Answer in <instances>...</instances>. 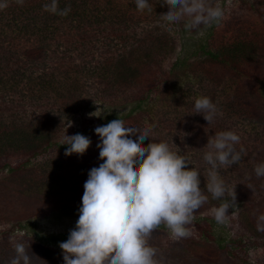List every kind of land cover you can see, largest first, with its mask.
<instances>
[{
  "label": "rangeland",
  "instance_id": "rangeland-1",
  "mask_svg": "<svg viewBox=\"0 0 264 264\" xmlns=\"http://www.w3.org/2000/svg\"><path fill=\"white\" fill-rule=\"evenodd\" d=\"M155 3L157 0H154V7L158 12L153 18H142V13L136 11L135 15L133 12L131 15L126 13L129 17L126 16L127 21L122 23L114 20L112 15L118 14L114 9L103 12L104 5L102 8L94 9L87 13L88 17L84 23L91 28L97 27L99 23L101 27L94 36L92 34L95 30L89 32L88 37L77 38L70 46L65 42L59 43L58 38L53 36L55 31L46 32L47 34L43 35L45 38L43 43H49L50 47L46 46L49 49L45 51V56L36 57L42 61H36L34 64L36 69L30 77L28 75L26 83L21 84L24 91L14 97V101L8 99L0 103L6 108H12L13 105L18 107L19 112L25 116L19 117L14 109L17 112L15 115L19 117L15 120L19 123V120L25 117L22 126L26 127V123L32 124L36 121L41 129H47L51 125L50 120L42 115L36 117L35 114L45 103L52 101V98L43 99L44 94L38 92L37 88L48 86L50 83L57 88L62 84H70L75 77L81 79L77 74L79 69L76 64L65 65L62 59L67 62L71 58L76 59L80 51L91 52L88 57L96 56L104 49L109 55L119 53L122 57L125 55L126 58L132 59L130 63L135 75L126 68L117 74L114 82L106 74L113 71L107 65L108 62L98 60L99 67H94L96 71L86 76L85 83L80 82L82 85L76 91L78 95L75 93L72 108L63 114L62 104L57 110L62 117L51 137L48 135V138H51L49 141L54 142L52 145L43 143L35 147L29 145L25 147L23 144L21 146L24 149L20 147L10 150L4 147L0 150V262H3L4 258H11L8 253H11V249L17 243L27 246L40 241L50 249L48 258H39L34 250L28 248L29 254L32 255L31 264H62L59 242L47 239L51 236L66 239L68 230L74 226L78 218L77 209L87 170L97 163L99 138L93 129L107 122V120L103 122L106 117L125 114L132 106L131 101L138 97L146 98V109L125 116V120L138 124H152L150 136L166 140L174 150L188 157L193 166L199 167L202 189L207 183L209 167L203 160V152L206 150L203 145L208 136L223 130L221 128L225 123L236 114L235 110L222 107L224 98L220 84L238 79L232 81V85L227 88L232 93L229 102H241L244 106L247 101L254 110L253 122H232L233 127L230 130L235 131L240 137L236 148L240 147L242 139L251 138L249 131L261 139L264 138V48L250 49L246 62L243 59L241 64L232 63L236 67H244V70L238 69L239 71L229 70L233 65L231 67L223 62L210 60L206 63L204 62L206 57L197 53L198 44L209 38L208 34H211L210 39L218 46L219 43L224 45L222 42L230 35L246 36L244 33L246 25L262 29L264 18L252 8L253 5L254 7L257 5L256 0H214L213 4L219 3L224 9L223 17L218 23L192 30L182 27L183 20L181 23L173 22L162 15V10L168 4L166 0L161 9ZM116 9L125 10L127 7ZM32 12H28V15ZM72 12L75 13L74 18L77 21L81 13L75 10ZM12 18L14 19V15L7 14L4 17L0 15L2 20L0 25L3 26L4 21ZM68 22V25L66 22L63 24L67 29L75 24L74 21ZM106 22H110L114 30L109 31ZM1 26L0 33L3 31L5 33L0 35V48H10L9 43L18 47L14 44L13 38L15 41L30 38L26 44H32L34 48L41 43L40 32L34 39L31 38L33 25L29 24L27 32L24 33L16 31L9 33ZM236 31L239 32L238 35ZM93 38L97 39L93 41ZM93 44L96 47H93ZM131 47L136 50L130 51ZM179 57H184L186 61L181 66L173 68L172 74L169 73L168 67H171ZM248 67L253 68L252 72L257 69L255 71L258 74L257 79H253ZM141 71L145 78L140 82L136 79L142 74ZM232 74L236 76L230 77ZM123 81L130 85L122 87ZM101 86L107 88L105 96L110 99L100 97ZM217 89L219 92L214 96ZM177 90L181 92L180 95L176 94ZM200 95H207L218 109V114L210 123H207L201 114L187 113L193 111L194 99ZM35 104L39 107L30 110L29 108ZM109 109L111 110L108 111ZM30 111H34L35 117ZM100 113L102 116L95 115ZM68 120H71L72 124L65 129L64 123ZM131 131L134 134V130ZM64 132L84 134L90 137L91 143L82 154L65 155L66 145L60 144L64 139ZM149 139L143 137L141 142L147 144ZM22 149L30 152H23ZM32 149L37 151L31 152ZM242 158L231 167L220 169L227 187L231 189L235 185L236 204L228 210L227 220L222 224L215 221L211 209L218 206L221 200L212 199L211 194L205 189L209 199L193 213L191 223L186 225L190 235L174 240L170 230L162 223L148 237V243L157 250L155 256L157 264H194L200 260L202 264H264V231H258L256 227L257 215L264 213V177H257L253 171L252 161L245 166ZM247 185H251V189ZM172 245L175 247L174 252L169 249ZM7 261L3 264H7Z\"/></svg>",
  "mask_w": 264,
  "mask_h": 264
},
{
  "label": "clouds",
  "instance_id": "clouds-1",
  "mask_svg": "<svg viewBox=\"0 0 264 264\" xmlns=\"http://www.w3.org/2000/svg\"><path fill=\"white\" fill-rule=\"evenodd\" d=\"M135 4L138 10L154 6L149 0H135ZM6 6L7 0H0V9ZM43 7L61 15L70 10L58 8V0H49ZM162 15L173 22L183 20L185 29L192 30L218 23L224 9L212 0H168ZM187 113L201 114L210 123L218 109L207 95H200L194 99L193 111ZM64 124L66 129L72 121ZM152 127L118 116L94 127L99 138L97 163L87 170L78 218L67 238L59 242L62 264H157V250L148 243V237L162 223L174 240L190 235L186 225L208 201L205 189L212 199L221 200L211 209L215 221L222 224L227 220L228 210L236 204L235 185L227 187L220 169L242 158L244 149L236 148L239 135L225 129L208 136L203 160L209 167L202 189L199 167L166 140L150 136ZM143 137L150 138L147 144L141 142ZM90 143L84 134L64 132L60 144L66 145L65 155H79ZM253 171L257 177L264 176V162L255 164ZM256 227L264 231V213L257 215ZM31 261L28 245L17 243L7 264Z\"/></svg>",
  "mask_w": 264,
  "mask_h": 264
},
{
  "label": "trees",
  "instance_id": "trees-1",
  "mask_svg": "<svg viewBox=\"0 0 264 264\" xmlns=\"http://www.w3.org/2000/svg\"><path fill=\"white\" fill-rule=\"evenodd\" d=\"M121 1L123 2L121 3ZM213 1L214 0H212V3ZM48 2L49 0H7V6L3 9H0V15L3 17L7 14L14 15V19L12 18L13 20L11 19L8 21H4L5 23L3 25L4 30L6 29L7 32L9 33H12V31H16L17 33L27 32L28 26L30 24L33 25L31 38L33 37L34 39L35 36H38L37 33L39 32H40L39 34L42 36V39H40L41 43H39V45L36 46L35 48L32 46V44L29 45L26 44V42L29 41L30 38H26L23 41H15V38H13L14 44L18 47H14L11 45V43H9L10 48L7 47L0 48V103H4L8 101V99L14 101V97L16 98V96L19 93L24 91V89L21 87V84L23 82L26 83L25 80L27 79L28 75L30 77V74H32V72L36 69L34 67L35 66L34 64L37 63L36 61L41 62L42 61L41 58L45 56V51L49 49V48L47 49L46 46H49L50 44L43 43V39L45 40L43 35H46L47 34L46 32L50 33L55 31L56 33L53 35L55 36L54 38L57 37L59 43L65 42L66 45L70 46V44L75 42L77 38H80L82 36L88 37L87 34L91 31L95 30L92 36L95 35L98 28L101 27L100 24L98 23L97 27L91 28V26H89L87 23L85 24L84 22L86 20V17H88L87 13L92 12L94 9L102 8V5L105 6V8L102 9V11L108 9L110 10L114 9V11H117L118 14L112 16L114 17V20L120 23L127 21L126 16L128 15L126 13L131 15V12H133L135 15L137 11L139 13H142L141 14L142 18L146 17V19H148L149 17L153 18L154 15H156L158 12V9L155 8L154 6L153 9L145 8L143 10H138L135 4V0H58V8L63 9L67 7L70 9L67 12V14L61 15L58 12L53 13L51 11L46 10L43 7V5ZM256 2L257 5L255 7L253 5L252 8L254 11H256L258 14H260V16L264 18V0H259V1L256 0ZM149 3L154 4V0H149ZM166 3H168V0H166ZM155 4L161 9L162 4H164V0H162L161 2H157ZM116 6L121 8L127 7V9L117 10ZM74 10L75 12L79 11L81 13L78 16L77 21L76 18H74L75 13L72 12ZM31 11L33 12L28 15V12ZM68 21L70 22L74 21L75 24L74 26L69 27L67 29V26L63 24L64 22H66L68 25L69 23ZM111 23L113 24V21H111ZM111 23L106 22L107 26H109L110 28L109 31L114 30V27L112 26ZM244 28H245L244 33L246 34V36L231 37L232 35H230L225 41L222 42L224 43V45L219 43L218 46H215V42H213L210 39L211 34H208L207 36H209V38H206L204 42L198 44L197 53L201 56L204 55L206 57V59L204 60V62L206 63L210 60L213 62L218 61V62H223L225 64H229L231 67L233 65V68L229 70L232 69L236 71H239L238 69L244 70V67L242 66L236 67L234 64H236V62H238V64H241L240 62H242L243 59L246 62L247 54L250 49L257 50L259 48H264V27L262 29L261 28L255 29L252 28L251 26L246 25L244 26ZM237 31L236 34L238 35L239 32ZM3 32L5 33V31ZM3 32L0 33L1 36ZM73 33L75 34L72 37L71 34ZM95 39L97 38H93V41ZM227 42H229V44H226ZM93 47H96V45L93 44ZM131 50H136V49L131 47L130 51ZM43 52L44 54H42ZM22 54L23 55L25 54L24 57ZM88 54H92V53L91 52L83 53L82 51H80V53H78V57L76 59L71 58L69 60L70 62L69 61L67 62L64 59H62L65 62V65H69L70 63L76 64L75 66L79 69V72H77V74L80 76L81 79L75 77L73 82H70V84L67 85L62 84L57 88L53 87L51 83L50 85L48 84V86H39L37 88L38 92L44 94L43 99L47 97L52 98V101L45 103L41 107V110L35 114L36 117L42 115V117H45L47 120L48 119L50 120L51 125L47 129H41V127L38 126V123L36 121L35 122L33 121L32 124L26 123V127L22 126L25 117L19 120L20 124L17 123L15 120L16 118L25 116L19 112L18 107L13 105L12 108L11 107L6 108L5 106L0 105V150H2L4 147L9 149L13 148L16 150L22 147L21 145L23 144L25 147L26 145H29L30 147H35L43 143L47 145H52L54 142L49 141L51 140V138H48V135L49 137H51L52 135L51 133H53L54 128L59 125L60 119L62 117L61 116L62 114H60L57 110L61 108L60 106L62 104L64 105L63 114H66L72 108L71 107L72 103H75V101L73 100L75 97V93L76 95H78V93L76 92L78 91V87L82 85V83H85V79L87 75L93 74L94 70L96 71V68L99 67L98 60L101 62H105V61L108 62L107 65H109L113 71L106 74L112 78L113 82L117 74L121 70L126 68L129 71H131L132 75H135V72L132 71V65L130 63L132 59L126 58L125 55L123 57L119 53H117L116 55L114 54L109 55L107 54L106 49H104L99 55L97 54L96 56L91 55L90 57H88ZM32 55H34L35 57ZM40 55L41 58L37 59L36 57H39ZM64 57H69V56H64ZM184 61H186L184 57L183 58L179 57L176 60V62H173L171 64V67H168L169 73L172 74V69L181 66L182 64H184ZM41 69L43 70V68ZM256 70L257 69H255V71ZM143 71L145 72V69ZM143 71H141L142 74L139 75L138 79L136 80H139L140 82L144 80L145 76ZM252 71L253 68L248 67V72L252 73L251 76L253 77V79H257L258 76L257 72L255 71L252 72ZM176 73H178L177 70ZM232 76H236V74L230 75V77ZM237 80L238 79L231 80L229 82H226L225 84L222 83L219 85L222 88H224V89L222 88L220 89L222 93V97L224 98V100L221 103L222 107L236 111V114L231 119H229L228 123H225L223 128H221L223 130L232 128L233 121H246L249 123V122H253L254 119L253 107H251L247 103V101L244 104V106L242 105L241 102H237V101L229 102L232 93L228 91L227 88L230 85H232L233 83L232 81H237ZM121 83L123 85L122 87L130 85L125 83L124 81ZM101 89H102V94L100 95V97L102 98L104 96L106 98H109L105 96L106 95L105 91L107 88L101 86ZM218 92L219 89L215 91L214 96ZM180 93L181 92H178L177 90L176 94L180 95ZM38 99H42V97ZM131 102H132V106L129 109V111L118 117L126 119L125 116H129L131 115V113H134L139 110H144L146 109L145 107H147L146 98L138 97L135 100H132ZM29 106L31 107V105ZM37 107H39L38 104H35L33 107L29 109L33 110L34 108L36 109ZM14 109L18 112L19 117L15 115L17 112ZM30 113H33L34 116V111H30ZM166 113L169 114L168 111H166ZM114 117L115 116L108 118L106 117V119H104L103 122L105 120H108L109 118H114ZM249 134L251 138L242 139L240 147L237 148V150H239L241 147L244 149L242 156L244 154H247L242 158L244 159L243 164L245 166L250 164L251 161H252V165H255L260 162H264V138L261 139L260 136L253 135L250 131ZM22 148L24 149V147ZM35 149H32L31 152L34 151L36 152L37 150ZM23 152H30V151H27L25 149L23 150ZM3 165L4 163L2 164V167ZM56 239L57 238L51 236V238L47 239V241L55 240V243H58L60 241L65 240L64 237L59 238L57 240ZM28 248L30 250L31 249L34 250L39 258H46L48 253L50 252V249L47 246L43 245L40 241L33 242V244L28 245ZM174 248L175 247L173 245L169 247V249L172 250V252H174ZM14 249L15 247L11 249L12 254L8 253L10 257L14 255ZM7 259L8 261L10 260V258H4L3 262H6ZM167 259H171V258H167ZM194 264H202V263L200 260V262L196 261Z\"/></svg>",
  "mask_w": 264,
  "mask_h": 264
}]
</instances>
